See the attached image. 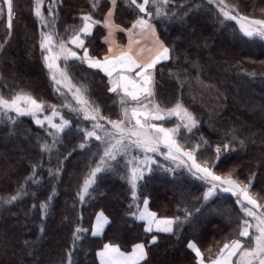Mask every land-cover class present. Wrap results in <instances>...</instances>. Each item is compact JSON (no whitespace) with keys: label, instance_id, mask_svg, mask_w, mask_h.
Listing matches in <instances>:
<instances>
[{"label":"trees","instance_id":"obj_1","mask_svg":"<svg viewBox=\"0 0 264 264\" xmlns=\"http://www.w3.org/2000/svg\"><path fill=\"white\" fill-rule=\"evenodd\" d=\"M232 2L239 3L245 14L255 16H260L259 9L264 8V0ZM32 3L33 0H14L13 30L6 43V10L5 16L0 17V43H5L0 49V92L7 96L13 89H26L34 97L59 107L63 100L53 90L40 59L39 26L31 10ZM44 3L46 6L48 0ZM100 3L103 7L93 15L102 21L109 1ZM171 3L178 6L179 17L153 21L159 38L175 49L171 60L156 67L157 99L170 107L181 95L176 74H180L181 80L187 76L182 100L201 120L191 139L195 141L203 135L209 141L198 149L199 159H213L214 146L224 142L229 129L236 128L238 136L245 140L244 147L223 154L213 167L222 174L239 165L236 172L244 182L256 172L252 191L264 197V43L234 39L231 25L235 22L222 30L215 5L208 0H171ZM119 4L114 21L130 27L136 13L123 0ZM184 5L187 7L180 11ZM90 10L89 0H58L57 30L63 32L65 25L81 24V12ZM104 35L103 25H96L87 41L92 55L102 57L106 52ZM119 37L123 38L121 32ZM190 61H196L198 67ZM70 71L73 82L86 84L90 96L105 113L117 108L115 95L108 93L107 77L102 72L78 62ZM62 111L67 117L68 110ZM77 123L84 128L88 122L73 117L71 129L61 133V142L51 156L41 152L37 137L49 142L52 137L35 125L30 116L20 117L15 129L0 123V196L15 194L18 184L29 176L32 163L41 164L38 175L42 177L40 184L29 188L26 197L0 207V264H67L71 233L78 222L89 231L75 249L72 257L75 264H98L95 251L104 242L117 243L124 251H129L134 243H145L147 264H194L188 240L196 242L202 251L211 246L215 252L232 237L242 216L236 198L219 191L205 201L203 193L208 186L181 169L168 172L153 165V170L139 182V198L135 201L125 180L115 173L104 174L94 186L91 198L81 203L77 192L89 169L99 160L96 154L99 143L93 138L86 150L80 149L83 134L77 131ZM157 159L165 163L162 156ZM58 166L59 176L50 177L48 169ZM52 187L56 192L50 210L41 216L39 202L47 198ZM145 196L149 208L158 216L183 217L186 207L192 216L175 233H153L158 239L149 244L151 234L145 232L142 222L129 215V208L140 206ZM97 212L105 213L109 224L101 235L93 236L90 229Z\"/></svg>","mask_w":264,"mask_h":264},{"label":"snow or ice","instance_id":"obj_2","mask_svg":"<svg viewBox=\"0 0 264 264\" xmlns=\"http://www.w3.org/2000/svg\"><path fill=\"white\" fill-rule=\"evenodd\" d=\"M123 2L136 13L130 27H122L114 21V12L120 6L119 0H110L111 6L104 13L102 21L95 19L93 15L103 7L100 0H89L91 10L81 12L82 23L65 25V30L60 32L57 30L58 0H48L46 6L44 0H33L31 10L39 26L40 59L47 70L53 90L59 94L63 103L59 107L46 103L26 89H13L7 96L0 92V123L15 129L20 117L30 116L35 125L43 128L47 136L52 137L51 142L44 137H37L41 152L46 151L51 156L55 146L61 142V133L71 129L73 117L77 121L83 119L90 122V128H81L79 123L76 125L77 131L83 134L82 141L78 144L80 149L86 150L93 138L99 142L96 153L99 160L89 169L77 192L81 203L91 198L97 181L107 173L118 174L125 180L130 186L132 201L137 200L139 182L144 179L145 173L153 170V165L168 172L181 169L207 185L203 193L205 201L217 190L231 193L242 213L237 228L233 230L232 237L226 239L222 245L217 242L219 246L215 252L211 246L202 251L196 242L188 240L187 248L194 253V264H264V197L252 191L256 172H252L247 182H244L236 172L239 165L230 167L222 174L213 167L223 154L243 148L245 140L238 136L236 128H231L224 134V142L214 146V158L201 161L198 149L207 146L209 141L203 135L195 141L191 139L192 134L198 131L201 120L182 100V87L188 77L185 76L181 80L180 74H176L180 84L177 91L181 92V95L177 96L175 103L170 107L157 99L156 67L162 61L171 60L175 49L159 38L153 21L177 19L178 6L171 3V0ZM208 2L215 5L216 18L222 30L228 28L231 22H235L231 25L234 39L245 43H264V8L259 9L260 16H255L245 14L239 3L232 0ZM184 7L187 5L180 7V11H183ZM5 10L6 43L13 30L14 0H0V17L5 16ZM99 24H102L107 32L103 37L107 51L102 58L92 55L87 45L94 27ZM118 31L127 34L126 44L116 41ZM5 43H0V49L5 47ZM187 56L185 53L186 59ZM77 62L87 65L90 69L99 70L107 77V91L115 95L119 104L118 119H111L101 113L100 105L90 98L86 84L73 82L70 69ZM190 63L198 67L196 61ZM62 109L68 110L67 117ZM173 118L176 122L166 126ZM157 156H162L165 163H161ZM40 169L41 164L32 163L29 176L25 177L24 183L18 184L15 194L0 196V207L18 202L29 194L31 186L40 184ZM59 171V166L55 169L49 168L48 175L58 177ZM55 192V187H52L47 198L39 202L41 216L50 210V202L54 199ZM33 196L35 198V193ZM148 205L149 199L145 196L143 207L138 204L135 209L130 207L129 215L143 222L145 232L151 234L147 242L149 244L158 239L157 235L153 234L154 230L157 233H175L192 216L187 207L183 210V217L158 216ZM196 211L199 212L200 209ZM108 224L109 217L103 212H97L91 223V234L100 235ZM88 231L79 222L75 225L71 233L72 246L67 249V264H75L72 259L75 249L78 243L83 242ZM147 257L146 244L143 242L132 244L130 251L122 250L117 243L104 242L102 246H97L95 251L99 264H147Z\"/></svg>","mask_w":264,"mask_h":264},{"label":"rangeland","instance_id":"obj_3","mask_svg":"<svg viewBox=\"0 0 264 264\" xmlns=\"http://www.w3.org/2000/svg\"><path fill=\"white\" fill-rule=\"evenodd\" d=\"M34 15V14H33ZM75 83V82H74ZM90 98L92 99V100H94L91 96H90ZM69 99H71V97H70V94H69ZM73 103H75L74 101H73ZM116 103H118V101L116 100ZM113 109H115L114 111H112L111 113L109 112V113H105V111L103 110V109H101V113L103 114V115H105V116H108L109 118H111V119H118L119 118V104H118V106H117V108H113ZM67 110V109H66ZM112 110V109H111ZM41 115H43V114H41ZM83 120V119H82ZM84 121V120H83ZM56 122L57 123H59V119L58 118H56ZM84 122H88V121H84ZM103 122V121H102ZM176 121H175V119L173 118L171 121H169L168 123H167V125L166 126H171L172 124H174ZM87 127H91V123L90 122H88L87 123ZM99 143V142H98ZM220 190H217V192H219ZM216 192V193H217ZM215 193V194H216ZM214 194V195H215ZM213 195V196H214ZM212 196V197H213ZM211 198V197H210ZM105 214V213H104ZM106 215V214H105Z\"/></svg>","mask_w":264,"mask_h":264},{"label":"crops","instance_id":"obj_4","mask_svg":"<svg viewBox=\"0 0 264 264\" xmlns=\"http://www.w3.org/2000/svg\"><path fill=\"white\" fill-rule=\"evenodd\" d=\"M109 1V7L111 6L110 5V0H108ZM107 12V11H106ZM104 19V18H103ZM116 23V22H115ZM122 33L123 34V38L121 39L120 37H119V33ZM107 34V32H106V30H105V35ZM104 35V36H105ZM103 36V37H104ZM127 39H128V37H127V34L126 33H124V32H122V31H118L117 32V34H116V41L118 42V43H121V44H126L127 43ZM102 42L105 44V46H106V51H107V44L104 42V39L102 38ZM102 58V57H101ZM141 207H143V203L140 205ZM149 207V206H148ZM150 209V208H149ZM151 210V209H150ZM152 211V210H151ZM140 222H142V221H140ZM142 224H143V222H142ZM154 233H156L155 232V230H154ZM102 234V233H101ZM100 234V235H101ZM131 250V249H130ZM129 250V251H130ZM98 264H99V262H98Z\"/></svg>","mask_w":264,"mask_h":264}]
</instances>
